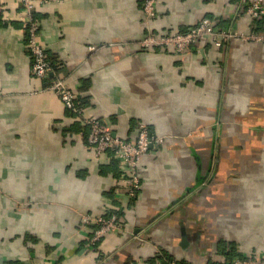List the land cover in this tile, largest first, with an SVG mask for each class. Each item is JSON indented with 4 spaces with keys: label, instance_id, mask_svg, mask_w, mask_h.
Masks as SVG:
<instances>
[{
    "label": "crops",
    "instance_id": "1",
    "mask_svg": "<svg viewBox=\"0 0 264 264\" xmlns=\"http://www.w3.org/2000/svg\"><path fill=\"white\" fill-rule=\"evenodd\" d=\"M0 16V264H188L227 253L264 255V40H203L179 52L142 45L149 31H186L203 18L250 33L242 0L37 3L40 39L56 67L32 73L20 0ZM95 47L90 49V47ZM65 79L87 114L144 154L132 199L122 163L88 145L81 122L49 88ZM120 212L125 228L90 244L84 213Z\"/></svg>",
    "mask_w": 264,
    "mask_h": 264
},
{
    "label": "built area",
    "instance_id": "2",
    "mask_svg": "<svg viewBox=\"0 0 264 264\" xmlns=\"http://www.w3.org/2000/svg\"><path fill=\"white\" fill-rule=\"evenodd\" d=\"M50 0H20L24 9L26 20L25 26L28 36V47L32 54V73L34 76L42 79L49 78L54 67L49 59L47 46L40 39V23L34 16V9L37 3H46ZM246 5V12L256 19L264 15V0H242ZM158 0H144L143 10L149 20L157 16ZM5 6L0 0V16L4 15ZM233 37H239L244 41L264 40V32L250 33L219 30L211 18H203L198 24L190 27L186 31H175L164 34L149 33L142 38V45L151 47L153 45H162L165 47L173 46L177 51L182 52L192 45L203 40L213 41L217 45ZM95 47L91 46L90 49ZM46 88L56 91L65 106L79 119L82 125L89 127L87 143L94 147L98 155L111 151L122 163V179L129 183L128 196L137 197L143 188V179L140 174L139 166L144 154L155 143H162L164 137H156L149 133L148 127L141 124L139 133L135 140L123 138L113 131V129L102 119L91 116L86 113L84 106L79 105L77 93L65 79H55L46 85ZM1 98V96H0ZM85 223L95 225L93 234L90 237V244L96 245L106 235L120 232L125 226L121 222L117 213L108 215L107 213L91 214L84 213ZM225 264H264V255L254 254L245 257H238Z\"/></svg>",
    "mask_w": 264,
    "mask_h": 264
},
{
    "label": "trees",
    "instance_id": "3",
    "mask_svg": "<svg viewBox=\"0 0 264 264\" xmlns=\"http://www.w3.org/2000/svg\"><path fill=\"white\" fill-rule=\"evenodd\" d=\"M143 3H144V0H143ZM25 28L27 29L26 26H25ZM228 28L229 27H226V26L224 27L223 26L222 29L229 30ZM252 29L256 33H263L264 32V15H262L261 17H258V18H256V19L253 20V22H252ZM51 62H52V65H53V67L55 69V67H56L55 63L53 62V60ZM79 105L80 106H84V102L82 103L79 100ZM79 129H81L83 131L84 135L86 136V141H87L89 127L81 124ZM132 199H135V197L132 198ZM112 213H117L119 215V218H121V213L120 212H108L107 214L110 215ZM93 226L96 227L95 225H93ZM238 257H245V256H237V255H233L231 253H227V256L225 257V261L224 262H215V263L213 262L212 264H225V263H229V262L233 261L234 259H236ZM158 259L160 261H162L163 263H165V264H188L184 260H177V259H175L171 254H169L167 252H164L163 254H160L158 256ZM6 264H22V262H20V261H7Z\"/></svg>",
    "mask_w": 264,
    "mask_h": 264
}]
</instances>
